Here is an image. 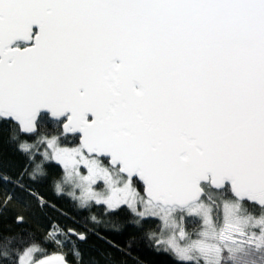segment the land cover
Wrapping results in <instances>:
<instances>
[{"label": "snow or ice", "instance_id": "6c2138e0", "mask_svg": "<svg viewBox=\"0 0 264 264\" xmlns=\"http://www.w3.org/2000/svg\"><path fill=\"white\" fill-rule=\"evenodd\" d=\"M5 133L25 163L0 167V208L16 189L54 207L32 188L51 176L89 215L0 229L3 264H143L141 242L175 264H264V0H0Z\"/></svg>", "mask_w": 264, "mask_h": 264}, {"label": "trees", "instance_id": "16d2710c", "mask_svg": "<svg viewBox=\"0 0 264 264\" xmlns=\"http://www.w3.org/2000/svg\"><path fill=\"white\" fill-rule=\"evenodd\" d=\"M56 127L57 124L55 120H51L44 116L42 131L54 135L56 134L54 131ZM31 139H35V136H32ZM71 143H74L71 137L64 142V144ZM36 159L37 162H39L40 157L37 156ZM24 163L25 157L16 150L14 145L7 142V133H5L3 141H0V167L14 175ZM47 167L50 173L59 174L60 172V167L53 161L48 162ZM7 187L11 188L12 185L9 184ZM32 188L36 189L51 205H54V207L39 209L35 206L34 199L29 196L27 192L16 189L14 198L8 206L6 208H0V229L12 233L20 232L21 234L32 231L35 232L37 236H41L43 235V230L48 228L50 221L58 222L64 229L69 228V225L82 228L81 225L85 224V218L89 215V212L81 211L78 208L76 209L73 201L67 196L56 195L52 189L51 176L42 183L32 184ZM5 196V185L0 184V203L3 202ZM69 205L74 210H71ZM91 213L97 214L98 216H102L103 214V212H96L95 210H91ZM17 215L23 216L25 222L22 224L16 223L15 217ZM147 227L148 225L146 224L145 228ZM132 234L133 229L131 226H126L125 230L119 235L107 233L109 238L116 240L118 243H123ZM80 246L86 254L92 255H96V249L106 247L103 241L98 240L95 235L89 236L88 241ZM48 247L50 251L54 250L52 245H48ZM133 255L138 256L143 264H175L168 255L157 254L147 248L143 242L133 246ZM67 258L69 260L72 259L71 255ZM0 264H3V262L0 261Z\"/></svg>", "mask_w": 264, "mask_h": 264}, {"label": "flooded vegetation", "instance_id": "af4514ba", "mask_svg": "<svg viewBox=\"0 0 264 264\" xmlns=\"http://www.w3.org/2000/svg\"><path fill=\"white\" fill-rule=\"evenodd\" d=\"M42 115H44L45 117H47V118H49L50 119V117H49V115L48 114H46V113H42ZM52 120V119H51ZM61 130H62V128H61ZM47 133V132H46ZM66 136H67V138L65 139V140H69L70 139V137H71V140L74 142V143H78L79 142V139H78V135L77 134H66ZM74 143H71V144H63L62 146H72ZM41 151H43V149H41ZM53 162H55V161H53ZM56 163V162H55ZM69 207H70V205H69ZM71 208V207H70ZM77 209V208H76ZM71 210H74L73 208H71ZM79 210H81V211H84V212H89V210H87V209H79ZM78 210V211H79ZM91 210H95L96 212H103V207L102 206H93L92 208H91ZM90 210V211H91ZM69 228H75V229H77L78 231H83L84 229L83 228H79V226H75V225H69ZM83 229V230H82ZM73 240L75 239V237H73L72 238ZM70 246V245H69Z\"/></svg>", "mask_w": 264, "mask_h": 264}, {"label": "water", "instance_id": "95a60500", "mask_svg": "<svg viewBox=\"0 0 264 264\" xmlns=\"http://www.w3.org/2000/svg\"><path fill=\"white\" fill-rule=\"evenodd\" d=\"M46 114H47V113H46ZM48 115H49L50 119L54 120V118H52V117L50 116V114H48Z\"/></svg>", "mask_w": 264, "mask_h": 264}, {"label": "rangeland", "instance_id": "374dc122", "mask_svg": "<svg viewBox=\"0 0 264 264\" xmlns=\"http://www.w3.org/2000/svg\"><path fill=\"white\" fill-rule=\"evenodd\" d=\"M43 149V148H42ZM44 150V149H43Z\"/></svg>", "mask_w": 264, "mask_h": 264}]
</instances>
